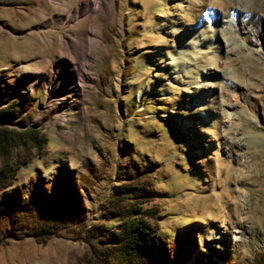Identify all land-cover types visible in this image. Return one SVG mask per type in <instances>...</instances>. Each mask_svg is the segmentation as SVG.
Wrapping results in <instances>:
<instances>
[{
    "label": "rangeland",
    "instance_id": "374dc122",
    "mask_svg": "<svg viewBox=\"0 0 264 264\" xmlns=\"http://www.w3.org/2000/svg\"><path fill=\"white\" fill-rule=\"evenodd\" d=\"M242 3L0 0V111L12 113L14 131L6 134L9 145L0 143V169L11 165L0 178V264L114 261L111 233L118 235L122 216L112 192L124 183L131 154L149 167L155 196L124 203L146 213L133 215L156 224L167 248L175 243L177 256L167 252L171 264H255L264 256V86L259 72L246 70L248 45L214 50L207 24L208 13L219 17ZM245 6L247 22L257 26L264 0ZM259 26L264 32V20ZM199 27L205 36L195 40ZM77 38L86 42L76 54ZM257 38L260 56L255 41L248 53L264 72V35ZM226 71L237 77L227 92L232 107L222 104ZM88 165L100 169V178L81 203L70 204V189ZM35 182L50 194V210L73 222L45 243L8 219L11 203L36 221L42 217L28 190ZM214 188L222 191L220 204L237 205L236 216L223 217L230 227L199 215Z\"/></svg>",
    "mask_w": 264,
    "mask_h": 264
},
{
    "label": "trees",
    "instance_id": "16d2710c",
    "mask_svg": "<svg viewBox=\"0 0 264 264\" xmlns=\"http://www.w3.org/2000/svg\"><path fill=\"white\" fill-rule=\"evenodd\" d=\"M12 116V113L8 109L0 111V143L4 144V146L10 143L6 134L14 133L8 127V124L12 121ZM131 157V162L128 165L126 164V166L124 165L125 171L121 172L122 177L120 178L124 180V183L115 187L112 192V204H114L112 207L119 210L116 214H121L122 219L121 223L117 226L119 230L118 235L116 236L114 233H111V243L114 246L112 248V255L114 257L112 256V258L114 261L108 262V264H171L167 252L177 256L175 243L169 244L167 248L165 241L157 232L156 224L141 220L133 215L138 212V214L146 216V213L136 211L134 203H132L134 205L130 203L131 209L129 211L124 203V198L135 199L140 196L146 202L155 196L149 167L143 163V159L139 156L131 154ZM10 166L6 165L5 168L0 169V178L4 177L6 169L9 173L11 172ZM100 174V169H97L93 165H88L87 174L83 175L79 183L70 189V204H73L74 201L81 203L83 193H88L93 182L100 178ZM140 177L143 178L141 185L137 182ZM131 181L137 183V185H127V182ZM28 190L38 212L42 213V217L36 221L28 213L20 211L15 203H11L9 205L8 219L15 228L23 230L27 234H32L37 243H45L57 227H67L73 223L70 218L58 217L56 213L50 210L49 203L51 196L45 191L44 184L35 182L29 185ZM104 255L109 256L111 254L104 252ZM91 263L94 264L92 261ZM255 264H264V256L259 254L256 257Z\"/></svg>",
    "mask_w": 264,
    "mask_h": 264
},
{
    "label": "bare ground",
    "instance_id": "6f19581e",
    "mask_svg": "<svg viewBox=\"0 0 264 264\" xmlns=\"http://www.w3.org/2000/svg\"><path fill=\"white\" fill-rule=\"evenodd\" d=\"M241 1L243 3L235 6V10L234 11L226 10L224 12H221V16H219V17L218 16L217 17H213L211 12H210V14L208 13L207 24H208L209 27H211V34L213 36H215V38L212 37V38L209 39V43H214L215 44V48L216 49H214V50H218L220 48H223V50L226 53L228 51H231L230 49H232V47H234V46H236L238 44H240V45H245L246 44V46L248 45L247 46L248 51L244 52L242 54V59L244 60V62L248 66L247 67L248 69H246V70H248L249 72H251V71L259 72L260 76H259V85L258 86L262 87V86H264V72H262V71H260V69H258V68H261L259 59L258 58H253V56L250 55L248 52L251 49L250 44L254 45L256 43V45H258L257 48H256V54H258V55L261 54V49H263L262 48V43L259 44L256 40H258L257 37H259L261 35H264L263 29L259 26L260 21L264 20V13H261V15H256L255 20L258 23L257 26L256 25H255V27L250 26V23L247 22L248 21V9L245 6L246 3L247 2L249 3L250 0H241ZM84 11H85V14H88V9L87 8H85ZM95 11H96V9L94 10V12ZM85 16H88V15H85ZM234 16L237 18L238 22H236L234 20ZM205 20H206V17H205ZM186 31L189 34L193 35L194 31H190V30H186ZM226 31L231 32L233 35L238 34V35H240L241 38L240 39L239 38L238 39H232L231 36H230L231 34L228 35V33H226ZM195 33H196V37H197L196 39L194 38L195 40H201L205 36L203 31H202V28H200V27L197 29V31ZM181 37H182V33H181V35H179L176 38L175 42L178 43L182 39ZM76 41H77V43H73L74 44L73 45V51L77 54L81 44L83 42L85 43L86 41L83 38H77ZM253 41H255V43H253ZM87 44H89V42ZM252 66H253V69H251ZM228 72L229 71H226L225 74L222 76L223 77L222 80L224 82V85L220 89V92L222 93V97L224 99L222 104L224 106H226V107H232V105L234 103L227 98V92H228V87H233L234 85H236L237 77L232 76ZM140 92H141V87L138 88L137 95H139ZM203 106L204 105L202 104L201 108ZM226 113H227L226 114L227 117H229V118H234L235 117V113L232 112V111H227L226 110ZM199 114H201V115L203 114L204 115V113L202 111L199 112ZM262 168H263L262 171L264 172V166ZM235 169H234V171H235ZM228 172L226 171V173H228ZM236 172H237V170H236ZM239 174H241V173H239ZM241 175H239V176H241ZM228 177H229V175H228ZM233 177H235V176H233ZM230 178H231V176H230ZM238 178H241V177H238ZM242 178H243V176H242ZM236 180H238V179H236ZM233 183H235V181ZM227 184H229V183H227ZM233 185H236V183L233 184ZM231 190L232 189H230V188L225 189L226 192L227 191H231ZM221 196H223L222 195V191L217 192V190L215 191V188L213 189V191H210V194L204 199V201L202 202V204L199 207V213H200L199 215H200V217L201 216L202 217H207V216L210 217L207 220L208 224L212 220H215L216 223L219 222L223 226L230 227L231 225H233V222L230 219L223 218V217H225V216H229L230 217L231 215H235L236 216L237 213H238L237 205H236V203L233 202V203H231V204H233V206L232 205L227 206V207L223 206L222 204H220L218 202V200H219V198ZM210 225H211V223H210ZM237 231H238L237 229H233V233H235ZM210 234H211V236L213 238H219L220 237L219 234L216 231L210 232ZM235 235L233 236L234 240H236V236Z\"/></svg>",
    "mask_w": 264,
    "mask_h": 264
}]
</instances>
